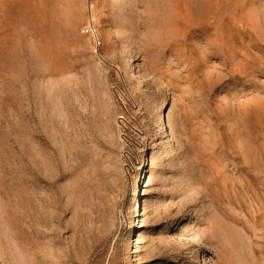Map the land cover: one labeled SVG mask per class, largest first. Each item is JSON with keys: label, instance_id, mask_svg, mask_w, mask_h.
I'll return each instance as SVG.
<instances>
[{"label": "rangeland", "instance_id": "374dc122", "mask_svg": "<svg viewBox=\"0 0 264 264\" xmlns=\"http://www.w3.org/2000/svg\"><path fill=\"white\" fill-rule=\"evenodd\" d=\"M128 1L0 0V264H264V0Z\"/></svg>", "mask_w": 264, "mask_h": 264}, {"label": "bare ground", "instance_id": "6f19581e", "mask_svg": "<svg viewBox=\"0 0 264 264\" xmlns=\"http://www.w3.org/2000/svg\"><path fill=\"white\" fill-rule=\"evenodd\" d=\"M133 1H128V0H114V8L116 11L120 13H130L131 6H132ZM189 15L191 14L193 18L199 17L201 14L199 13V10L195 7H189L188 8ZM191 17V16H190ZM149 164V163H148Z\"/></svg>", "mask_w": 264, "mask_h": 264}]
</instances>
